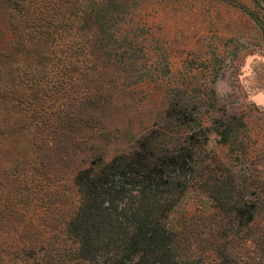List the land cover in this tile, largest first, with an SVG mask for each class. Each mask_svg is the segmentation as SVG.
<instances>
[{
  "label": "trees",
  "instance_id": "obj_1",
  "mask_svg": "<svg viewBox=\"0 0 264 264\" xmlns=\"http://www.w3.org/2000/svg\"><path fill=\"white\" fill-rule=\"evenodd\" d=\"M143 1L0 0V140L25 146L0 171V233L15 234L19 253L38 264H187L164 219L189 187L230 226L264 220L262 177L236 174L220 157L234 148L245 161L257 138L245 115L220 104L215 75L199 88H168L159 126L130 148L64 160L73 140L85 142L70 138L74 128L101 133L114 94L153 80L136 65ZM59 188L67 195L53 199Z\"/></svg>",
  "mask_w": 264,
  "mask_h": 264
},
{
  "label": "rangeland",
  "instance_id": "obj_2",
  "mask_svg": "<svg viewBox=\"0 0 264 264\" xmlns=\"http://www.w3.org/2000/svg\"><path fill=\"white\" fill-rule=\"evenodd\" d=\"M260 2L264 5V0ZM141 6L150 11L144 17L147 27L138 50L144 58H138L136 65L140 74L153 80L114 94L100 115L108 125L101 133L87 123L74 128L70 138L81 136L85 142L73 140L64 160L74 166L89 152L109 159L130 148L135 137L159 126L168 88L181 82L188 89L199 88L215 75L220 104L245 115L251 139L257 138L245 148V161L234 148L222 149L220 157L236 174L264 180V13L252 0H146ZM19 140H0V171L15 160L20 148L25 149ZM61 151L55 149L53 158ZM67 191L53 190V199L58 193L64 198ZM202 198L199 188L189 187L164 219L167 228L177 233V251L187 256L186 263L264 264V220L230 226ZM61 215L62 209L53 210V220ZM0 238V264L18 255V264H38L37 255L19 253L15 234L3 232Z\"/></svg>",
  "mask_w": 264,
  "mask_h": 264
}]
</instances>
